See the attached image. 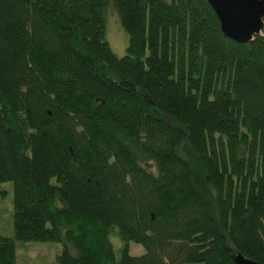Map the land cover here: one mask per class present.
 Wrapping results in <instances>:
<instances>
[{"label":"trees","instance_id":"16d2710c","mask_svg":"<svg viewBox=\"0 0 264 264\" xmlns=\"http://www.w3.org/2000/svg\"><path fill=\"white\" fill-rule=\"evenodd\" d=\"M263 34L224 37L207 0H0V264L15 242L58 244L57 264H264Z\"/></svg>","mask_w":264,"mask_h":264},{"label":"rangeland","instance_id":"374dc122","mask_svg":"<svg viewBox=\"0 0 264 264\" xmlns=\"http://www.w3.org/2000/svg\"><path fill=\"white\" fill-rule=\"evenodd\" d=\"M105 41L116 57L125 54L127 35L120 26L113 8L108 7L103 12ZM0 237L13 239L12 229V188L10 183H0ZM113 254L117 259L121 247L117 237H111ZM128 253L131 256H141L144 248L135 243H130ZM60 254V246L56 243L15 242V264H57L56 257Z\"/></svg>","mask_w":264,"mask_h":264},{"label":"water","instance_id":"95a60500","mask_svg":"<svg viewBox=\"0 0 264 264\" xmlns=\"http://www.w3.org/2000/svg\"><path fill=\"white\" fill-rule=\"evenodd\" d=\"M216 15L224 37L239 44L248 43L264 27V0H207ZM264 37V34H263ZM235 264H257L238 254Z\"/></svg>","mask_w":264,"mask_h":264}]
</instances>
